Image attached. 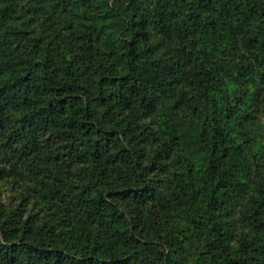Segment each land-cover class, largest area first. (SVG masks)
<instances>
[{"label": "trees", "instance_id": "16d2710c", "mask_svg": "<svg viewBox=\"0 0 264 264\" xmlns=\"http://www.w3.org/2000/svg\"><path fill=\"white\" fill-rule=\"evenodd\" d=\"M263 120L264 0H0V264H264Z\"/></svg>", "mask_w": 264, "mask_h": 264}, {"label": "rangeland", "instance_id": "374dc122", "mask_svg": "<svg viewBox=\"0 0 264 264\" xmlns=\"http://www.w3.org/2000/svg\"><path fill=\"white\" fill-rule=\"evenodd\" d=\"M252 16L257 20L261 19L260 15L256 12H252ZM143 59L144 56L142 54L130 56V60L135 62L141 61ZM145 68L154 78L170 77L172 75V71L169 69H162L156 67H151L149 69L147 67ZM0 201L8 207H16L24 203L19 187L13 186L12 184H7L3 181L0 182ZM26 207L28 208L27 210L29 212L30 209H39L40 205H33L32 201H30L27 203Z\"/></svg>", "mask_w": 264, "mask_h": 264}]
</instances>
